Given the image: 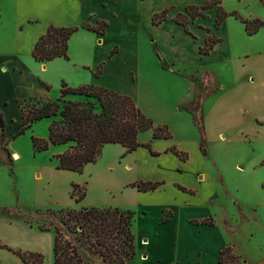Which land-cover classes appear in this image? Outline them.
I'll list each match as a JSON object with an SVG mask.
<instances>
[{
  "label": "crops",
  "instance_id": "1",
  "mask_svg": "<svg viewBox=\"0 0 264 264\" xmlns=\"http://www.w3.org/2000/svg\"><path fill=\"white\" fill-rule=\"evenodd\" d=\"M207 1L0 0V113L4 134L0 141V180L8 181L11 165L15 178L21 180H17L20 190L25 191L27 181L33 188L34 206H72V183L78 182L72 176L66 184L60 179L74 171L58 169L52 157L65 145H51L35 154L31 142L29 149L22 151L12 141H5L20 126L21 102L30 97L56 99L62 81L73 87L94 84L127 94L155 125H167L171 136L155 138L152 129L145 130L138 134L141 145L128 153L121 144H105L97 160L115 159V170L127 177L119 192H109L112 201L98 206L133 211V222H138L136 230L132 229L135 250L139 244L142 250L136 253L144 258L140 264H220L219 252L230 243L224 240L216 212L219 203L229 199L233 205L236 199L230 183L220 172L217 175L220 157L210 163L218 168L216 173L208 169L199 127L193 113L183 108L199 93L197 83L189 79L192 73L183 67L207 75L205 83L210 89L205 93L210 96L198 101L207 141L221 148L233 142L264 144V26L249 34L245 23L234 15L216 26V5L203 10V15L189 18L186 26L175 20L187 6H201ZM226 1L229 6L224 0L221 4L226 11L237 9L244 18L264 22V8L259 4L251 10L248 0ZM164 9H168L166 18L153 24V15ZM99 21L106 23L103 33L81 26H97ZM51 24L79 26L69 38L68 58L36 61L33 46ZM207 37L215 41L207 53H202ZM98 68L100 72L95 75ZM48 122L44 118L33 123L27 133L46 138ZM138 182L156 186L145 190L136 185ZM80 185L86 189V183ZM42 193L47 199L35 201ZM66 196L68 200H64ZM207 218L212 222H203ZM0 240L12 248L43 252V264H53L51 231L0 216ZM0 264L24 263L0 247Z\"/></svg>",
  "mask_w": 264,
  "mask_h": 264
},
{
  "label": "trees",
  "instance_id": "2",
  "mask_svg": "<svg viewBox=\"0 0 264 264\" xmlns=\"http://www.w3.org/2000/svg\"><path fill=\"white\" fill-rule=\"evenodd\" d=\"M264 4V0H261ZM220 0H210L201 6L189 5L185 13H178L175 20L186 26L189 18L203 15L202 10L219 4ZM168 9L155 13L152 23L158 24L166 18ZM228 14L220 6L217 8L216 26ZM249 34H253L264 22L259 19H242ZM82 27L104 32L106 23L99 21L97 26L83 23ZM79 26L49 25L41 34L32 50L36 61L47 62L56 57L68 58V41ZM215 40L207 37L202 53H207ZM159 59L161 57L157 55ZM162 67H166L162 61ZM100 68L95 71L98 75ZM22 119L18 130L11 136L16 138L31 128L32 124L41 119H50L46 138L31 136L34 153L45 151L51 145H65V148L52 155L57 160L58 169L81 172L88 163L95 162L102 147L107 143L121 144L125 151L131 152L140 146L138 134L152 129L153 137L169 138L171 133L165 124H154L153 121L136 105L127 94H122L103 86L84 84L76 87L62 81L59 96L52 100L48 97H30L21 102ZM185 110L193 113V119L198 125L201 136V148L205 152L204 127L201 116L197 117L199 105L192 101L183 105ZM0 141L4 140L3 121ZM177 155L184 158V154L175 150ZM142 189H152L154 183L138 182ZM264 187V184H263ZM86 194L85 186L72 183L70 196L75 203H79ZM36 219L40 230L51 231L53 234V264H82L81 247L85 246L97 255L105 264H122L135 255L134 235L132 232L133 211L118 206H79L64 207L57 210L50 208L41 211ZM10 214V210H8ZM15 217V214H10ZM203 222L211 223L212 219ZM18 255L24 264H43L44 256L41 252L21 250L0 243ZM237 256L231 247L226 246L219 252L220 264H237Z\"/></svg>",
  "mask_w": 264,
  "mask_h": 264
},
{
  "label": "rangeland",
  "instance_id": "3",
  "mask_svg": "<svg viewBox=\"0 0 264 264\" xmlns=\"http://www.w3.org/2000/svg\"><path fill=\"white\" fill-rule=\"evenodd\" d=\"M224 1L225 6L230 5L229 2L226 0ZM247 3L249 5L247 6L251 10H255L254 7L257 8L256 3L259 4L261 8H264V4L261 0H248ZM221 4L222 0H220L219 4H214L212 6L216 5L217 8L220 6L227 13L235 12L238 16L237 18L248 19L241 16V13L237 9L226 11L225 7ZM183 68L187 69L188 73H192V75H189V79L197 83L199 93L195 101L198 102L202 96L203 98L209 97L210 94L205 93L210 89V85L205 83L208 80L207 75L200 73V71L194 72L193 69L188 70V67ZM197 117H199L198 113ZM46 120L50 122V119ZM12 121L13 123L15 122L14 117ZM29 129L16 138L10 137L5 140L6 143L12 141L14 146H17L22 151H27L30 147L31 136L34 135L27 133ZM202 145L204 150L208 151V155L206 151V156H208L206 158L209 162L208 169L210 172L212 171L211 173L213 175L218 168L214 165L213 167L210 166L211 160L220 157L221 163L218 164L220 167L217 175H219L220 172L222 177L230 183L228 185L233 197L236 199L233 205L232 201L229 199L223 202V205L218 202L216 219L219 228H221L224 240L230 243L228 246L231 247L232 253L237 256V264H264V144L256 145L248 141L233 142L226 148H221L215 145V143L207 141L205 138ZM122 155L123 153L121 157ZM9 160H11L10 157ZM236 162H238L237 166L234 165ZM115 163V159L114 161H109V159L105 160L104 157L101 160H97L95 163L86 165L82 173L74 172L73 174H67L66 177L61 178L60 181L62 184L68 182L69 176H72L78 182L77 184L86 183V196L79 203H75L73 200L72 206L70 207L98 206L112 201V195L109 192H119L121 182L127 177V175L115 170ZM13 172L15 171L12 166L9 165L7 169L8 181L5 179L0 180V216L10 220L23 221L29 226L39 229L36 224V219L39 218L40 213H42L41 211L47 208L34 206L37 203L33 200V188H30L29 181L25 184V191L23 189L21 191L17 181L19 178L17 176L15 178ZM21 185L24 184L21 183ZM41 195H38L35 201L37 200L41 203V201L48 197L44 195V193ZM221 197L224 198V195H221ZM64 200H68L67 196L64 197ZM61 202L60 199L58 204ZM57 209L60 208L53 210ZM8 210H10V214L14 213L15 217H11ZM224 213H227V218L224 217ZM137 225L138 222L135 220L132 229L136 230ZM0 243L4 244L1 240ZM136 250L137 252L142 250L139 244L136 245ZM136 250L135 255L122 264H140L144 258H142L141 254H137ZM42 254L44 256L43 252ZM81 254L83 256L82 264H105L85 246L81 247ZM44 264L50 263L46 261Z\"/></svg>",
  "mask_w": 264,
  "mask_h": 264
},
{
  "label": "water",
  "instance_id": "4",
  "mask_svg": "<svg viewBox=\"0 0 264 264\" xmlns=\"http://www.w3.org/2000/svg\"><path fill=\"white\" fill-rule=\"evenodd\" d=\"M2 127V122L0 121V128Z\"/></svg>",
  "mask_w": 264,
  "mask_h": 264
}]
</instances>
